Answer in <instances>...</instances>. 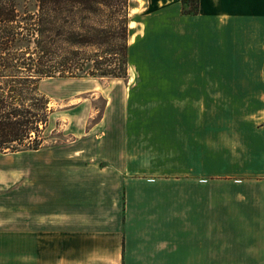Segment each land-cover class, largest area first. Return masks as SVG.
<instances>
[{"label":"crops","instance_id":"0c3cea01","mask_svg":"<svg viewBox=\"0 0 264 264\" xmlns=\"http://www.w3.org/2000/svg\"><path fill=\"white\" fill-rule=\"evenodd\" d=\"M184 3L151 0L126 102L23 150L0 264H264V0Z\"/></svg>","mask_w":264,"mask_h":264},{"label":"rangeland","instance_id":"374dc122","mask_svg":"<svg viewBox=\"0 0 264 264\" xmlns=\"http://www.w3.org/2000/svg\"><path fill=\"white\" fill-rule=\"evenodd\" d=\"M150 2L101 0L74 9L75 17L70 19L72 40L59 41L48 55L54 64L80 68L73 73L46 76L40 81V90L49 98V115L44 126L39 124L43 139L39 147L68 144L74 137L85 134L87 126L101 117L105 108L116 111L118 105L127 101L138 72L129 46L143 33L144 19H161L166 15L156 12L147 15L155 8ZM184 4L189 9L188 2ZM158 44L159 40L155 48ZM31 145L32 142L15 150L0 148V230L20 232L22 152L34 149Z\"/></svg>","mask_w":264,"mask_h":264},{"label":"trees","instance_id":"16d2710c","mask_svg":"<svg viewBox=\"0 0 264 264\" xmlns=\"http://www.w3.org/2000/svg\"><path fill=\"white\" fill-rule=\"evenodd\" d=\"M101 0H0V148H39V124L48 121L49 98L40 81L56 73L76 72L80 67L51 62L48 52L59 41H71L70 28L77 6ZM186 12L197 10V0ZM123 21V31L127 23ZM128 22V21H127ZM127 55V47H126ZM52 109L50 108V111Z\"/></svg>","mask_w":264,"mask_h":264}]
</instances>
